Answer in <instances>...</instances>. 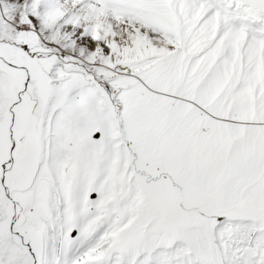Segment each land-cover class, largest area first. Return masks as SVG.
Returning <instances> with one entry per match:
<instances>
[{
	"label": "snow or ice",
	"instance_id": "snow-or-ice-1",
	"mask_svg": "<svg viewBox=\"0 0 264 264\" xmlns=\"http://www.w3.org/2000/svg\"><path fill=\"white\" fill-rule=\"evenodd\" d=\"M0 264H264V0H0Z\"/></svg>",
	"mask_w": 264,
	"mask_h": 264
}]
</instances>
